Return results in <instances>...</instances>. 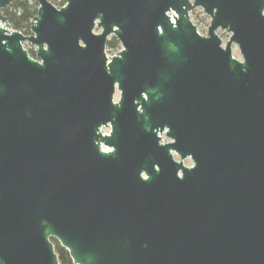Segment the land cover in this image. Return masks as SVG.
Instances as JSON below:
<instances>
[{"label": "water", "instance_id": "95a60500", "mask_svg": "<svg viewBox=\"0 0 264 264\" xmlns=\"http://www.w3.org/2000/svg\"><path fill=\"white\" fill-rule=\"evenodd\" d=\"M12 1L0 264H264V0H36L30 36Z\"/></svg>", "mask_w": 264, "mask_h": 264}, {"label": "trees", "instance_id": "16d2710c", "mask_svg": "<svg viewBox=\"0 0 264 264\" xmlns=\"http://www.w3.org/2000/svg\"><path fill=\"white\" fill-rule=\"evenodd\" d=\"M51 3L58 9L65 5L64 0H51ZM37 8L38 5L33 0H14L3 11V15L7 18L12 30L27 36L30 33V25L36 16ZM106 48L111 52L119 49V43L115 37H111V39L107 41ZM28 53L30 57H35L34 52L31 51ZM50 241L54 246L59 264H74L69 253L63 249L56 240L51 239Z\"/></svg>", "mask_w": 264, "mask_h": 264}, {"label": "rangeland", "instance_id": "374dc122", "mask_svg": "<svg viewBox=\"0 0 264 264\" xmlns=\"http://www.w3.org/2000/svg\"><path fill=\"white\" fill-rule=\"evenodd\" d=\"M36 2V1H35ZM50 3H51V0H50ZM37 4V3H36ZM52 4V3H51ZM38 5V4H37ZM191 19V22L192 24L197 28V31L198 33L201 35V36H206V33H207V28L209 26V22H210V19L209 17H207L203 11L201 9H196L193 13V15H191L190 17ZM101 30L100 29H95L94 30V33L98 34L100 33ZM31 33H29L27 36H30ZM217 35L219 36V38L222 40V47L225 46V43L227 42L228 38H229V34H227L225 31H220L218 30L217 31ZM111 39V37H109V40ZM23 48L27 51V52H34L36 51V48L29 45V44H23ZM121 50V47L119 46V50L117 51H109L107 50L106 48V55L107 57H112L114 56L116 53H118L119 51ZM232 56L238 60V61H242L241 59V56L239 54V50L238 48L235 46V45H232ZM34 59H36L34 57ZM119 98V94L116 93L115 94V97H114V101H117ZM102 133L107 135L109 132H110V127H107V128H102ZM162 140L164 142H169V140L163 135L162 136ZM175 160L176 161H179V158L177 156H175ZM184 166L185 167H191L193 164H192V161L190 159H186L184 160L183 162Z\"/></svg>", "mask_w": 264, "mask_h": 264}, {"label": "flooded vegetation", "instance_id": "af4514ba", "mask_svg": "<svg viewBox=\"0 0 264 264\" xmlns=\"http://www.w3.org/2000/svg\"><path fill=\"white\" fill-rule=\"evenodd\" d=\"M33 1H36V0H33ZM50 1V0H49ZM65 1V0H64ZM109 40V39H108ZM119 43V42H118ZM119 46H120V44H119ZM119 50V49H118ZM163 136V135H162ZM163 141V140H162ZM164 142V141H163ZM169 142H170V140H169ZM169 142H165V143H169ZM174 159H175V156H174Z\"/></svg>", "mask_w": 264, "mask_h": 264}]
</instances>
